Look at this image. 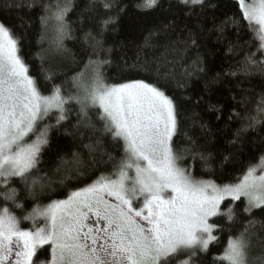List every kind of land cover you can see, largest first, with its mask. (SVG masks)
<instances>
[{
	"label": "snow or ice",
	"instance_id": "snow-or-ice-1",
	"mask_svg": "<svg viewBox=\"0 0 264 264\" xmlns=\"http://www.w3.org/2000/svg\"><path fill=\"white\" fill-rule=\"evenodd\" d=\"M100 2L88 0L80 13L81 24L85 19L92 21ZM232 2L237 12L226 23L242 26L246 21L258 47L229 74L258 73L264 78V59H257L264 55V0ZM34 3L5 2L4 8L23 11L32 9ZM179 3L195 13L196 8L203 10L206 0ZM159 4L160 0H141L136 7L154 10ZM73 6V0L42 4L40 41L50 39V46L58 52H67L64 41L72 38L73 29L66 17ZM101 6L111 11L118 0H104ZM115 19L109 16L99 21L95 33L92 29L84 33L88 60L70 81L55 83L58 69L45 68L46 57L37 54L47 94L40 79L30 74L22 55L24 37L0 21V199L22 210L23 205L17 203L21 190L35 200L37 187L50 185L48 176L41 174L42 156L50 144V130L69 120L70 105L78 106L77 126L87 120L86 126L94 127L88 111L95 110L104 133L122 153L118 161L105 153L111 171L72 187L63 199L37 204L22 218L7 204L0 207V264H173L174 260L176 264H192L197 251L206 253L217 240L213 233L220 226L210 222L212 218L226 216L235 222V203L242 199V213L264 211V152L249 160L235 182L221 184L197 178L190 167L181 166L182 158L173 148L180 124L178 106L159 83L143 79L106 82L102 69L109 61L102 57L110 49L105 48L103 36ZM253 40L246 43L251 45ZM249 102L247 96L242 97L243 115L234 110L229 116L242 125L230 141L233 145L242 133L264 126V86L254 109L249 110ZM53 118L54 124L45 123ZM85 147L94 149L93 145ZM200 159L207 161L203 155ZM61 163L68 165L69 161L62 159ZM71 163L76 183H83L77 153L72 154ZM17 182L22 189L12 186ZM229 200L232 204L222 211V204ZM22 220L31 221V226L22 227ZM258 231H264V223L258 229L256 220H248L239 235L229 237L218 259L225 264H264V238ZM254 240L261 246L259 255H253ZM41 251L46 259L37 258ZM182 254L186 259L177 260Z\"/></svg>",
	"mask_w": 264,
	"mask_h": 264
},
{
	"label": "trees",
	"instance_id": "trees-1",
	"mask_svg": "<svg viewBox=\"0 0 264 264\" xmlns=\"http://www.w3.org/2000/svg\"><path fill=\"white\" fill-rule=\"evenodd\" d=\"M5 2L19 0H0V21L13 28L17 36L24 37L22 55L29 63L30 74L40 79L45 94L48 88L44 84L37 54L46 57L45 68L51 66L58 69L55 83L70 81L73 75L83 70L88 60L84 54V33L89 29L95 33L99 21L114 16L115 22L108 26L103 36L105 48L110 49L102 57L109 61L102 69L105 80L109 84L135 79L158 82L174 99L180 124L173 148L182 158L181 166L190 167L197 178L212 179L221 184L235 182L249 160L264 152V126L242 133L235 145L230 143L242 125L235 117L229 120V116L234 110L243 115V105L239 102L245 96L250 100L249 110L254 109L264 86V78L258 73L251 76L229 74L236 72L244 56L248 52H256L258 47V41L253 40L246 21L242 22V26L226 23L237 12L232 0H206L203 10L196 8L195 13L181 5L179 0H160L159 7L154 10L137 8L141 0H118V6L111 11L102 8L104 0H101L92 21L85 19L83 24L80 13L88 0H73V9L66 17L73 29L72 38L64 41L67 52L56 51L50 46V39L40 41L41 16L44 14L42 4H56L57 0H35L32 9L23 11L8 10L4 8ZM121 8L124 11H119ZM165 24L168 27H164ZM52 27L50 24L49 38ZM250 40L253 42L248 45L246 42ZM257 59H264V55H258ZM251 71L255 72L254 69ZM70 107L73 111L69 120L61 127L50 130V144L42 156L41 174L48 176L50 185L46 184L43 189L37 187L35 200L21 190L17 203L23 205L22 210L2 199L0 207L7 204L15 215L22 218L37 204L63 199L72 187L83 186L101 173L111 171L112 164L105 153L115 156L117 161L120 159L121 150L111 136L104 133L103 125L96 119V111H88L94 127L86 126L89 123L87 120L77 126L78 106ZM45 123L54 124L55 119ZM85 145H93L94 149L90 150ZM73 153L78 154L79 172L83 173L80 177L83 183L80 184L74 178L77 173L71 163ZM201 155L207 157V161L200 159ZM62 159L69 164L63 165ZM58 167L60 171H57ZM12 186L22 189L18 182ZM244 203L243 199L235 203V222L228 221L226 216L212 220L220 226L215 231L217 240L209 245L206 253L197 251L192 264H225L218 257L223 253L229 237L239 235L243 224L250 219L257 221L259 229V224L264 223V211L254 209L251 214L242 213ZM230 204V200L226 201L222 210L226 211ZM30 223L22 220V227H30ZM258 235L264 238V231H258ZM260 250L261 246L254 240L253 255H259ZM182 255L176 259L179 260ZM37 258L43 260L47 257L41 251ZM173 264H176L175 260Z\"/></svg>",
	"mask_w": 264,
	"mask_h": 264
},
{
	"label": "rangeland",
	"instance_id": "rangeland-1",
	"mask_svg": "<svg viewBox=\"0 0 264 264\" xmlns=\"http://www.w3.org/2000/svg\"><path fill=\"white\" fill-rule=\"evenodd\" d=\"M248 2H252V0H248ZM223 211V210H222ZM214 218H212L213 220ZM212 220L210 222H212ZM31 224V223H30ZM215 235V232L213 233ZM186 259V254H183L182 257L179 260Z\"/></svg>",
	"mask_w": 264,
	"mask_h": 264
}]
</instances>
